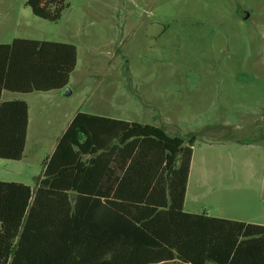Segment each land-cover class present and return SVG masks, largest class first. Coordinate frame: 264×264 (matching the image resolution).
Wrapping results in <instances>:
<instances>
[{"label":"rangeland","instance_id":"obj_1","mask_svg":"<svg viewBox=\"0 0 264 264\" xmlns=\"http://www.w3.org/2000/svg\"><path fill=\"white\" fill-rule=\"evenodd\" d=\"M66 3L51 21L0 0V43L68 42L78 56L64 89L4 91L28 101L31 122L23 158H0V180L35 187L72 117L104 115L195 134L186 211L264 224V0Z\"/></svg>","mask_w":264,"mask_h":264},{"label":"trees","instance_id":"obj_2","mask_svg":"<svg viewBox=\"0 0 264 264\" xmlns=\"http://www.w3.org/2000/svg\"><path fill=\"white\" fill-rule=\"evenodd\" d=\"M66 1L27 4L56 21ZM77 60L73 43H0L1 159L23 158L29 126L27 101L3 92L64 89ZM196 140L77 112L37 189L0 180V264H264V225L185 210Z\"/></svg>","mask_w":264,"mask_h":264},{"label":"crops","instance_id":"obj_3","mask_svg":"<svg viewBox=\"0 0 264 264\" xmlns=\"http://www.w3.org/2000/svg\"><path fill=\"white\" fill-rule=\"evenodd\" d=\"M3 95H4V92H3V94H2V99H3ZM3 100H11V99H3ZM27 103H28V101H27ZM28 105H29V126H30V122H31V108H30V104L28 103ZM75 116V115H74ZM73 116V117H74ZM72 117V118H73ZM72 120V119H71ZM70 120V121H71ZM125 120V119H124ZM70 121L67 123V125H66V127L63 129V131H62V133H61V135H60V137L62 136V134L64 133V131L66 130V128L68 127V125H69V123H70ZM127 121H131V120H127ZM29 126H28V132H29ZM27 137H28V134H27ZM59 137V138H60ZM59 140V139H58ZM58 142V141H57ZM196 143V142H195ZM27 144V143H26ZM57 144V143H56ZM56 146V145H55ZM55 148V147H54ZM193 154H194V145H193ZM192 162H193V155H192V159H191V165H190V171H189V178H188V182H187V188H188V183H189V179H190V175H191V171H192ZM207 174H208V172H207ZM27 184V183H26ZM38 185H39V181H37V184H36V186L35 187H32V189H37V187H38ZM186 194H187V189H186ZM71 200L73 201V202H75L76 200H77V197H76V194L75 193H71ZM185 202H186V195H185ZM185 205V204H184ZM186 210V209H185ZM187 212H190V213H197V214H201V213H205V214H207V215H209V216H214V215H210V214H208V213H206L205 211H203V212H197V211H188L187 210ZM215 217H219V216H215ZM219 218H224V217H219ZM225 219H229V218H225ZM232 220H237V219H232ZM238 221H242V220H238ZM243 222H245V221H243ZM246 223H251V222H246ZM255 224H258V223H255ZM262 225H264V224H262Z\"/></svg>","mask_w":264,"mask_h":264},{"label":"water","instance_id":"obj_4","mask_svg":"<svg viewBox=\"0 0 264 264\" xmlns=\"http://www.w3.org/2000/svg\"><path fill=\"white\" fill-rule=\"evenodd\" d=\"M247 16H248V14H245V15H244V17H247ZM64 94H65V95H69V94H71V90H70L69 87L66 88Z\"/></svg>","mask_w":264,"mask_h":264}]
</instances>
